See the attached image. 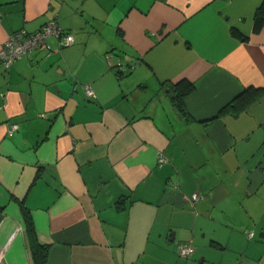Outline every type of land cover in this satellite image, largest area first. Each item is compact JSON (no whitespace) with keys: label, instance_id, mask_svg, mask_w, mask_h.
I'll return each instance as SVG.
<instances>
[{"label":"crops","instance_id":"1","mask_svg":"<svg viewBox=\"0 0 264 264\" xmlns=\"http://www.w3.org/2000/svg\"><path fill=\"white\" fill-rule=\"evenodd\" d=\"M262 3L0 0V47L73 36L0 64V264H36L28 224L45 264H264V93L224 109L264 88Z\"/></svg>","mask_w":264,"mask_h":264},{"label":"built area","instance_id":"2","mask_svg":"<svg viewBox=\"0 0 264 264\" xmlns=\"http://www.w3.org/2000/svg\"><path fill=\"white\" fill-rule=\"evenodd\" d=\"M51 36L63 39L66 44H70L73 41L72 34L64 30L54 19L46 21L35 31L30 32L24 29H18L9 33L0 47V64L4 69H8L16 59L29 56L35 49L45 44L46 40ZM113 64L119 69H125V66L118 60L114 61ZM83 87L88 98H95V93L89 84H84ZM16 128L17 124L11 126V130ZM167 161V157L164 154L158 155V166H162ZM197 198V193L192 194L193 200ZM248 235H251V232ZM177 251L181 256L188 257L193 251V248L189 243H181L177 246Z\"/></svg>","mask_w":264,"mask_h":264},{"label":"trees","instance_id":"3","mask_svg":"<svg viewBox=\"0 0 264 264\" xmlns=\"http://www.w3.org/2000/svg\"><path fill=\"white\" fill-rule=\"evenodd\" d=\"M262 23H264V3H262L255 14L254 17V30H258ZM237 33V32H236ZM165 83H163V89L165 93L170 96L171 102L173 106L176 108L178 113L181 115L184 114V107H183V97L190 93L194 86L192 82L180 80L177 82H171L170 88H165ZM262 93H264V88H253L248 87L245 88L238 96H236L224 109L231 110L233 112L237 110H241L245 108L250 102L257 99ZM29 232H30V239H31V246L34 259L36 264H45L46 260V245L40 244L35 241L33 230L31 229V225L28 224Z\"/></svg>","mask_w":264,"mask_h":264},{"label":"water","instance_id":"4","mask_svg":"<svg viewBox=\"0 0 264 264\" xmlns=\"http://www.w3.org/2000/svg\"><path fill=\"white\" fill-rule=\"evenodd\" d=\"M259 235H260V236H264V234H262V233H260Z\"/></svg>","mask_w":264,"mask_h":264}]
</instances>
